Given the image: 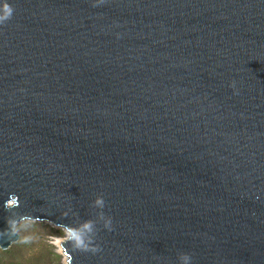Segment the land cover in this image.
Listing matches in <instances>:
<instances>
[{
	"label": "water",
	"instance_id": "95a60500",
	"mask_svg": "<svg viewBox=\"0 0 264 264\" xmlns=\"http://www.w3.org/2000/svg\"><path fill=\"white\" fill-rule=\"evenodd\" d=\"M4 2L0 250L264 264V0Z\"/></svg>",
	"mask_w": 264,
	"mask_h": 264
},
{
	"label": "rangeland",
	"instance_id": "374dc122",
	"mask_svg": "<svg viewBox=\"0 0 264 264\" xmlns=\"http://www.w3.org/2000/svg\"><path fill=\"white\" fill-rule=\"evenodd\" d=\"M19 239L0 250V264H66L61 244L68 233L43 222L24 221L15 226Z\"/></svg>",
	"mask_w": 264,
	"mask_h": 264
},
{
	"label": "clouds",
	"instance_id": "9594fccd",
	"mask_svg": "<svg viewBox=\"0 0 264 264\" xmlns=\"http://www.w3.org/2000/svg\"><path fill=\"white\" fill-rule=\"evenodd\" d=\"M13 11L14 9L7 2L0 4V24H4L6 21L10 20L13 15ZM95 204L100 209H103L104 207V201L102 198H97V200L95 201ZM109 224H110V221H107L105 223V227L107 228ZM179 261H180V264H190L191 257L188 254H181L179 256Z\"/></svg>",
	"mask_w": 264,
	"mask_h": 264
},
{
	"label": "trees",
	"instance_id": "16d2710c",
	"mask_svg": "<svg viewBox=\"0 0 264 264\" xmlns=\"http://www.w3.org/2000/svg\"><path fill=\"white\" fill-rule=\"evenodd\" d=\"M2 254H9V251H1Z\"/></svg>",
	"mask_w": 264,
	"mask_h": 264
}]
</instances>
